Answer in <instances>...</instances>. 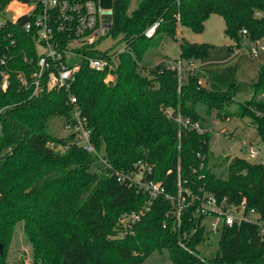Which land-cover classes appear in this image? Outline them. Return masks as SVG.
<instances>
[{
    "label": "trees",
    "instance_id": "1",
    "mask_svg": "<svg viewBox=\"0 0 264 264\" xmlns=\"http://www.w3.org/2000/svg\"><path fill=\"white\" fill-rule=\"evenodd\" d=\"M129 3L113 0L108 35H121L125 43L114 80L104 82L105 72L82 63L73 89L98 153L118 170L141 159L152 163L151 177L172 194L177 193L179 169L180 177L195 190L202 187L233 202L245 197L264 219V167L234 157L228 160L225 175H218L220 165L210 164L209 123L213 110L223 118L247 117L264 143V118L257 115L264 111V61L258 67V80L251 84L238 82L236 69L227 67L219 73L199 69L180 87L176 73L164 63H141L146 49L163 33L178 40L179 58L203 61L213 46L177 38V28L200 33L212 14L223 18L232 47L238 48L243 37L251 42L264 38V0H139L128 14ZM156 21L157 30L146 37L144 31ZM19 37L25 49L23 61L33 64L36 53L30 37L25 32ZM240 92L250 97L238 102L235 95ZM66 99L63 91L30 97L15 86L0 94L3 248L22 222L33 245L34 264H142L162 249L168 251L171 264H264V242L251 223L223 227L216 255L200 257L197 246L211 234L200 226L202 216L193 217L192 208L188 209L178 226L177 218L168 213L172 202L163 197L121 236L118 217L138 209L146 195L105 175L106 167L96 154L75 144L49 146L66 143L46 132L50 118L69 114ZM166 108L197 120L207 131L179 130L164 113ZM0 264H6L2 251Z\"/></svg>",
    "mask_w": 264,
    "mask_h": 264
},
{
    "label": "built area",
    "instance_id": "2",
    "mask_svg": "<svg viewBox=\"0 0 264 264\" xmlns=\"http://www.w3.org/2000/svg\"><path fill=\"white\" fill-rule=\"evenodd\" d=\"M103 12L99 0H0V94L7 92L11 86L30 97L53 90L66 93L70 112L67 116L58 117L63 118L62 129L69 134L70 141L65 144L50 142L49 146L60 149L75 144L96 154L106 167L105 175L114 176L117 182L146 195L138 209L125 211L118 217L117 223L123 228L121 236L150 210L156 199L163 197L172 202L173 208L168 213L177 218L178 226L181 214L192 208L193 217L202 216L200 226H204L203 219L208 215L219 219L213 220L211 229L205 228L206 231L212 233L223 227L251 223L256 226L258 236L264 242V219L255 208L248 205L245 197L233 202L227 196L214 195L202 187L195 190L187 179L180 177L179 169L177 193L172 194L161 181L151 177L152 163L141 159L135 161L129 169L118 170L111 167L103 154L98 153L92 128L86 116L82 115L73 89L82 63L98 72H105L104 82L114 80L118 54L121 51L104 54L98 48L102 38L108 36L111 27V23L103 21ZM256 16L260 14L256 13ZM158 25V21L153 22L144 31V35L151 37ZM19 32H25L30 37L36 53L33 64L23 61L25 49ZM251 43L249 50L252 55L264 51V43H259V40ZM164 64L167 69L176 73L178 87L189 74L199 70L197 61L190 59L179 58ZM164 113L177 124L179 130H194L199 133L207 131L197 120L170 108H166ZM257 115L264 118V111ZM239 146L247 154L246 161L264 167V143L261 139L260 144L243 140ZM170 172L171 170L167 171Z\"/></svg>",
    "mask_w": 264,
    "mask_h": 264
},
{
    "label": "rangeland",
    "instance_id": "3",
    "mask_svg": "<svg viewBox=\"0 0 264 264\" xmlns=\"http://www.w3.org/2000/svg\"><path fill=\"white\" fill-rule=\"evenodd\" d=\"M139 0H130L127 13L130 14L137 6ZM224 20L219 15L212 14L205 22L204 30L200 33L193 32L190 28L179 26L177 28V38L184 37L190 42L208 43L213 47L208 56L201 61L198 69L219 73L227 67L236 69V80L242 84H251L258 80V67L264 60V51L257 55L250 53L251 41L247 37L240 40L238 48L232 47L234 43L224 34ZM160 43L157 42L161 39ZM153 44L146 49L141 59L144 65H155L156 62L165 63L169 60L179 59L180 48L178 40L161 34L153 40ZM259 43H264V39H259ZM125 47L121 40V35L115 37L108 35L100 41L98 48L101 51L119 52ZM157 64V63H156ZM202 66V68H201ZM152 79V78H151ZM108 83V82H106ZM250 97V94L240 92L235 95V100L242 102ZM235 105V104H233ZM231 109V107H230ZM212 139L210 142V155L212 165H220L216 168L217 174L225 175V168L228 160L233 157L247 159V154L243 152L239 143L243 140H250L260 144V138L256 133L255 127L250 124L247 117L240 118L230 116L223 118L217 116L215 110L210 116ZM61 117H52L48 120L46 132L57 139L70 141L69 134L62 129ZM219 220L216 216L208 215L203 219V225L207 230L211 229V222ZM220 230L213 231L203 242L197 246V253L200 257L211 259L219 249L218 241ZM1 244V243H0ZM5 253L6 264H34L33 245L27 238L22 222L18 223L14 229L11 242L5 248L1 247ZM142 264H171L168 251L162 249L152 252ZM213 264V263H206Z\"/></svg>",
    "mask_w": 264,
    "mask_h": 264
},
{
    "label": "water",
    "instance_id": "4",
    "mask_svg": "<svg viewBox=\"0 0 264 264\" xmlns=\"http://www.w3.org/2000/svg\"><path fill=\"white\" fill-rule=\"evenodd\" d=\"M99 5L104 10L103 15H102L103 21L105 23H111L112 22L113 0H99ZM1 247L2 246L0 244V252L2 251Z\"/></svg>",
    "mask_w": 264,
    "mask_h": 264
},
{
    "label": "crops",
    "instance_id": "5",
    "mask_svg": "<svg viewBox=\"0 0 264 264\" xmlns=\"http://www.w3.org/2000/svg\"><path fill=\"white\" fill-rule=\"evenodd\" d=\"M202 43V42H201ZM264 61V60H263ZM156 63H160V62H156ZM156 63H154V64H156ZM201 64H202V66H203V63L201 62ZM199 66H200V64H199ZM202 66H201V68H202Z\"/></svg>",
    "mask_w": 264,
    "mask_h": 264
}]
</instances>
